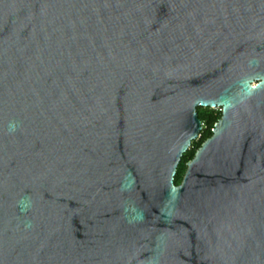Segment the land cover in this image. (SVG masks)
Returning a JSON list of instances; mask_svg holds the SVG:
<instances>
[{
  "label": "water",
  "instance_id": "water-1",
  "mask_svg": "<svg viewBox=\"0 0 264 264\" xmlns=\"http://www.w3.org/2000/svg\"><path fill=\"white\" fill-rule=\"evenodd\" d=\"M0 264H264V0H0Z\"/></svg>",
  "mask_w": 264,
  "mask_h": 264
},
{
  "label": "trees",
  "instance_id": "trees-1",
  "mask_svg": "<svg viewBox=\"0 0 264 264\" xmlns=\"http://www.w3.org/2000/svg\"><path fill=\"white\" fill-rule=\"evenodd\" d=\"M198 113L199 117L204 123V128L201 132L200 137L193 141L192 146L182 156L181 162L179 163L177 169V173L175 175L176 184H181L188 168V162L194 158L196 152L199 150L202 144L213 135L215 124L222 116V108L199 106Z\"/></svg>",
  "mask_w": 264,
  "mask_h": 264
}]
</instances>
